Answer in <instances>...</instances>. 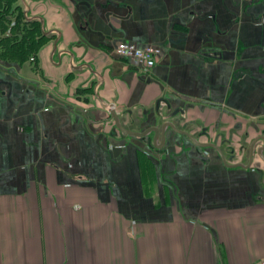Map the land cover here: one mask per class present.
<instances>
[{
  "label": "crops",
  "instance_id": "crops-1",
  "mask_svg": "<svg viewBox=\"0 0 264 264\" xmlns=\"http://www.w3.org/2000/svg\"><path fill=\"white\" fill-rule=\"evenodd\" d=\"M11 7V42L42 41L23 61L0 48V264L264 257V0ZM121 40L161 53L144 69Z\"/></svg>",
  "mask_w": 264,
  "mask_h": 264
},
{
  "label": "trees",
  "instance_id": "trees-1",
  "mask_svg": "<svg viewBox=\"0 0 264 264\" xmlns=\"http://www.w3.org/2000/svg\"><path fill=\"white\" fill-rule=\"evenodd\" d=\"M5 3H6L5 4L6 6L3 8V12L2 11L0 12V31L1 33L3 32V28L7 27V24L9 21V18H8L9 16L7 15V13H5V11L11 10V14H13L14 12V8L11 7V0H7ZM19 22H20V16L18 15L16 16L14 25L11 26L12 28H14V31L21 30ZM35 28L32 29V28L24 27L22 29V38L20 41L10 42L6 40L10 36H8V38L6 36L1 37L0 38V48L2 49L1 54H6L4 58L10 57L17 61H23L27 57H29V55H31L32 53H35L38 50L39 45L42 41L41 36L35 37V34H34Z\"/></svg>",
  "mask_w": 264,
  "mask_h": 264
},
{
  "label": "built area",
  "instance_id": "built-area-1",
  "mask_svg": "<svg viewBox=\"0 0 264 264\" xmlns=\"http://www.w3.org/2000/svg\"><path fill=\"white\" fill-rule=\"evenodd\" d=\"M113 51L117 56L128 59L141 68L149 69L155 64L161 48L153 44L138 46L133 42L121 40L114 45ZM250 264H264V257Z\"/></svg>",
  "mask_w": 264,
  "mask_h": 264
},
{
  "label": "water",
  "instance_id": "water-1",
  "mask_svg": "<svg viewBox=\"0 0 264 264\" xmlns=\"http://www.w3.org/2000/svg\"><path fill=\"white\" fill-rule=\"evenodd\" d=\"M109 112H110V115H111V117L113 118V120H114V123H115V126L117 127V128H119L120 130H122V131H124V132H126V133H128V134H133V135H137V136H142V135H144L145 133L144 132H136V131H132V130H128V129H126V128H124L123 126H122V124H121V122H120V120H119V117H118V115L117 114H115L114 113V111L113 110H109ZM168 125H170L171 127H174L173 125H172V123L171 122H169L168 123ZM175 128V127H174ZM177 131H180L181 132V130H179V129H177V128H175ZM155 132L157 131L155 128L153 129ZM161 131H162V128H161ZM182 133H184V132H182ZM163 134H164V131H163ZM186 134V133H185ZM188 134V133H187ZM163 136L164 135H162V133H161V138L163 139ZM193 141H195V143H197L198 145H202V146H213V147H215V144H213V143H199V142H197L193 137H191V136H189ZM262 139H263V137H261ZM241 165V164H240Z\"/></svg>",
  "mask_w": 264,
  "mask_h": 264
},
{
  "label": "rangeland",
  "instance_id": "rangeland-1",
  "mask_svg": "<svg viewBox=\"0 0 264 264\" xmlns=\"http://www.w3.org/2000/svg\"><path fill=\"white\" fill-rule=\"evenodd\" d=\"M3 12V8L0 7V12ZM5 13H7V15L9 16V21H8V24H7V27L6 28H3V32L2 34L3 35H9L10 37L6 40L8 41H12V36L14 35V32H17L16 30L14 31V28H12L11 26L14 25V21L15 19L13 18V14H11V10H8V11H5ZM8 43V42H7Z\"/></svg>",
  "mask_w": 264,
  "mask_h": 264
}]
</instances>
